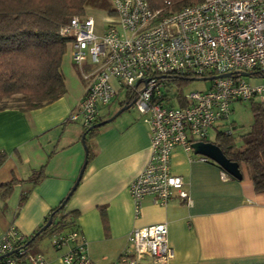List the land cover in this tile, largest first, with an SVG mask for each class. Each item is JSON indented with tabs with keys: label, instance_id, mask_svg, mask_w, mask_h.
Masks as SVG:
<instances>
[{
	"label": "built area",
	"instance_id": "1",
	"mask_svg": "<svg viewBox=\"0 0 264 264\" xmlns=\"http://www.w3.org/2000/svg\"><path fill=\"white\" fill-rule=\"evenodd\" d=\"M110 1L112 17L106 25L84 14L72 16L60 29L85 82L70 119L90 125L101 106L125 88L150 131L147 161L128 187L135 215L146 196L159 205L174 198L190 202L183 178L171 172L172 149L179 145L192 151L191 143L205 140L210 128L224 126L230 132L233 101L264 105V84H250L240 74L264 75V0H201L163 15L147 0ZM226 72L230 74L215 76L204 90L179 93L177 105L167 103L170 98L162 90L170 84L167 75L194 78ZM221 177H227L224 170ZM167 233L164 222L131 229L125 249L110 264H138L146 257L168 263L173 250ZM26 237L14 225L1 232L0 264H46L41 253L26 246ZM49 240L55 249L64 248L63 264H95L79 230L54 232Z\"/></svg>",
	"mask_w": 264,
	"mask_h": 264
},
{
	"label": "crops",
	"instance_id": "2",
	"mask_svg": "<svg viewBox=\"0 0 264 264\" xmlns=\"http://www.w3.org/2000/svg\"><path fill=\"white\" fill-rule=\"evenodd\" d=\"M84 91L85 82L70 99L63 95L29 110L0 109V184L14 180L8 195L0 187V234L9 225L32 234L72 186L84 151L78 120L70 116ZM108 112L101 107L99 116L105 119ZM117 116L98 128L92 156L63 209L72 213L70 226L63 230L81 232L93 262H113L125 249L131 229L164 222L173 250L166 264H264V192L254 190L245 168L242 179L222 178L217 164L176 145L171 172L183 178L190 202L174 198L159 205L146 196L135 215L128 187L147 161L149 125L144 117ZM41 167L44 176L32 183L29 175ZM23 192L26 198L20 203ZM12 195L17 197L15 210L10 207ZM49 244V249H35L46 264H63L64 248ZM138 264L157 263L146 257Z\"/></svg>",
	"mask_w": 264,
	"mask_h": 264
},
{
	"label": "trees",
	"instance_id": "3",
	"mask_svg": "<svg viewBox=\"0 0 264 264\" xmlns=\"http://www.w3.org/2000/svg\"><path fill=\"white\" fill-rule=\"evenodd\" d=\"M199 1L147 0L150 8L158 10L159 15ZM108 5V0H0V109L15 107L29 110L63 96L66 85L61 63L68 49V38L60 29L72 16L84 15L87 8H105ZM166 77L169 83L176 81L178 85L192 79L173 74ZM125 102L132 104L133 96L127 95L120 106ZM251 102L252 123L248 132L242 135L241 146L234 148L232 129L229 132L215 128V140L212 142L220 147L227 158L239 164L241 172L243 168L246 169L255 191L264 192V105L256 100ZM98 120H102V117L99 116L94 122ZM88 126L83 127L82 133ZM99 127L91 128L85 134L87 161L92 156V141ZM43 176L41 167L33 170L28 178L32 183H37ZM227 177L234 178L229 174ZM13 182L0 184L4 188V195L10 193ZM25 198L26 192H23L20 203ZM62 200L50 210L48 216L52 215V222L46 230L28 242L48 216L42 225L26 237L24 243L32 252H37L32 244L42 233L51 235L70 226L67 218L72 213H63L67 200L61 205Z\"/></svg>",
	"mask_w": 264,
	"mask_h": 264
},
{
	"label": "rangeland",
	"instance_id": "4",
	"mask_svg": "<svg viewBox=\"0 0 264 264\" xmlns=\"http://www.w3.org/2000/svg\"><path fill=\"white\" fill-rule=\"evenodd\" d=\"M109 1L108 7L105 8H99V7H89L85 10L86 16H92L96 23L99 26H102L103 24H107L108 21H110L109 18L112 17V14L108 12V10L111 9V1ZM61 70L65 79V85H66V92L65 97L68 99L73 98L75 95H77L80 91V88L84 85V81H82L80 78V72L78 71L77 67L74 65L72 60L70 59L69 50L67 49L65 54L62 58L61 63ZM264 74V73H262ZM245 80L250 84H257L261 83L264 84V76L261 75H253L249 77H245ZM210 85V80H188L186 82H183L182 85H178L176 81H170V84L166 85L162 88L164 92H166L169 96V100L167 101L168 104H176V100L178 99L176 96L179 93H185L189 91H199L204 90L208 88ZM127 96V91L125 88L120 89L118 91V94L116 97L106 106H101L103 113L106 114V111L109 110L108 116L112 115L114 112H116L119 109V103L121 101H124ZM251 101H233L230 105L231 112L229 114V122H232V125H230L232 129V142L234 144V148L238 149L242 144V135L248 132L250 124L252 123V113H251ZM104 115V114H103ZM135 117L140 116L143 118V115L139 113L138 109L134 105H130L127 109L123 110L116 119H119L121 117ZM76 123L79 125V135L78 139L79 142L83 148V144L80 141V135L82 133V124L80 121H76ZM224 126H220V130L223 129ZM216 131L214 128H210L207 133L206 140L208 141H214L215 140ZM84 160V159H83ZM244 170V169H243ZM10 207H12V210H15L17 206V197L15 195H12L10 197ZM34 246L41 249L46 250L50 248L49 244V235L47 232H44L39 236L37 239H35L34 243L32 244V247Z\"/></svg>",
	"mask_w": 264,
	"mask_h": 264
},
{
	"label": "water",
	"instance_id": "5",
	"mask_svg": "<svg viewBox=\"0 0 264 264\" xmlns=\"http://www.w3.org/2000/svg\"><path fill=\"white\" fill-rule=\"evenodd\" d=\"M229 74L230 73L226 72V73H222V74H219V75L203 76V77H194L192 79H194V80H211L215 76H227ZM240 74L242 76H244V77L253 76V73H251V72H242ZM261 76H264V75H261ZM130 105L131 104H128V103L125 102L122 106L119 107V109L116 112H114L109 117L91 123L87 127V129L81 134L80 141H81V143L83 144V147H84V160H83L82 165H81V167L79 169V172L77 174L76 179L74 180L72 186L70 187L69 191L67 192V194L65 195L64 199L62 200L61 205H63L65 203V201L70 196L71 192L75 189V187H76L77 183L79 182V180L81 178V175H82V173L84 171V168H85V165H86V162H87V159H86L87 148H86V145L84 144V138H85V134H86L87 130H89L91 128H94V127L102 126V125L110 122L117 115H119L123 110L127 109ZM191 148H192V152L194 154H198V155L207 157L209 160H211L212 162H214L215 164H217L227 174L231 175L235 179H242V172H241V170L239 168V164L237 162L232 161L229 158H227L226 155L220 149V147L217 146L212 141H208V140H197V141H193L191 143ZM51 222H52V215H49L48 218H47V220H46V222L38 230L35 231L34 235L29 238L28 242L29 243L32 242L33 237L36 234H38V233L46 230V228L51 224Z\"/></svg>",
	"mask_w": 264,
	"mask_h": 264
},
{
	"label": "flooded vegetation",
	"instance_id": "6",
	"mask_svg": "<svg viewBox=\"0 0 264 264\" xmlns=\"http://www.w3.org/2000/svg\"><path fill=\"white\" fill-rule=\"evenodd\" d=\"M99 121V120H98Z\"/></svg>",
	"mask_w": 264,
	"mask_h": 264
}]
</instances>
